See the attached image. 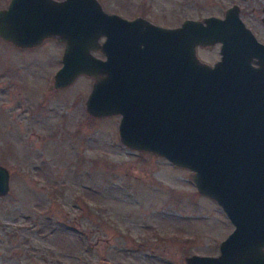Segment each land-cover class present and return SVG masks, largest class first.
<instances>
[{"label": "rangeland", "instance_id": "1", "mask_svg": "<svg viewBox=\"0 0 264 264\" xmlns=\"http://www.w3.org/2000/svg\"><path fill=\"white\" fill-rule=\"evenodd\" d=\"M98 2L170 28L223 17L236 4L264 43V0ZM63 49L56 36L26 48L0 38V164L9 170L0 264H186L192 254L218 255L233 229L219 204L197 190L193 170L124 145L119 114L87 112L93 76L54 88ZM196 55L213 65L220 43L197 45Z\"/></svg>", "mask_w": 264, "mask_h": 264}, {"label": "water", "instance_id": "2", "mask_svg": "<svg viewBox=\"0 0 264 264\" xmlns=\"http://www.w3.org/2000/svg\"><path fill=\"white\" fill-rule=\"evenodd\" d=\"M50 36L64 42L53 87L93 76L87 112L120 114L124 145L193 170L197 190L233 224L218 255L192 254L186 264H264V43L239 7L171 28L109 13L98 0H10L0 8V38L26 48ZM217 42L213 65L197 58V45ZM8 190L0 164V196Z\"/></svg>", "mask_w": 264, "mask_h": 264}, {"label": "bare ground", "instance_id": "3", "mask_svg": "<svg viewBox=\"0 0 264 264\" xmlns=\"http://www.w3.org/2000/svg\"><path fill=\"white\" fill-rule=\"evenodd\" d=\"M120 115V114H119Z\"/></svg>", "mask_w": 264, "mask_h": 264}]
</instances>
